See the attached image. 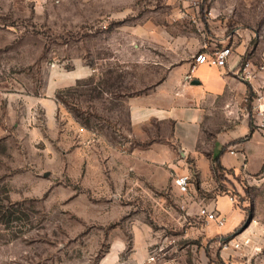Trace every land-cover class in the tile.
I'll use <instances>...</instances> for the list:
<instances>
[{"label": "rangeland", "instance_id": "374dc122", "mask_svg": "<svg viewBox=\"0 0 264 264\" xmlns=\"http://www.w3.org/2000/svg\"><path fill=\"white\" fill-rule=\"evenodd\" d=\"M223 47L250 78L231 73L242 89L210 104L200 151L232 130L224 151L241 153L252 129L249 174L214 173L211 193L182 195L138 153L169 126L150 121L137 139L130 102L180 64L190 80L197 54ZM263 157L264 0H0V264H124L136 235L179 264L262 255L224 245L264 228ZM203 207L233 211L218 228H236L210 236Z\"/></svg>", "mask_w": 264, "mask_h": 264}, {"label": "crops", "instance_id": "0c3cea01", "mask_svg": "<svg viewBox=\"0 0 264 264\" xmlns=\"http://www.w3.org/2000/svg\"><path fill=\"white\" fill-rule=\"evenodd\" d=\"M239 57V60L238 58ZM241 64V58L237 54H232L228 60L226 67L221 68L215 64H204L196 67L190 80H186V75L191 70V63H183L172 68L165 81L153 91L152 94L142 97H135L130 102L131 121L137 139L143 140L149 137L145 126L150 121H157L165 126H169V131H160L155 138H159L161 142H155L153 145L145 148L144 151H139L145 156V160L153 167L162 165V173L158 183L168 182L171 177L189 175L191 177V188L196 196L199 191L211 193L215 188L213 158L217 155L215 148L224 149L227 143L236 140L238 137L234 135L235 131L228 133H213V152L205 154L200 151L203 135L206 134L204 124L208 120L209 112H211L210 104L215 103L220 98L234 96L235 88L241 90L235 82L231 73H234ZM226 97V98H227ZM244 135H248L246 129L243 130ZM221 134V135H219ZM257 133H252L251 137L246 142L239 144L241 153L232 155L230 152L220 153V162L226 170H235L237 172H245L247 174L248 158L247 145L254 140ZM218 143V144H217ZM172 144V145H171ZM176 145L179 149L178 153L174 151L173 146ZM160 150V153H156ZM264 160V157H263ZM263 162L261 163L260 170ZM259 170V171H260ZM259 171L252 173L257 174ZM218 196L216 204L219 198ZM228 197V196H227ZM229 198V197H228ZM230 199V198H229ZM230 214L223 215L229 219ZM241 216L238 224H242L245 220V215L240 211ZM253 221L252 225L245 233L240 236L241 240L249 239L251 244L264 245V228L256 226ZM212 222L206 230L210 236H223L224 234L232 233L226 231L221 233V228H213ZM255 225V226H254ZM226 226V223L223 227ZM256 232V234H255ZM253 235V236H251ZM135 236V246L128 260L124 264H144L148 258L147 248L144 247V242ZM143 245V246H142ZM251 251V257L236 254L230 264H264V254L258 255L259 252ZM119 251L121 248L119 247ZM118 251V252H119ZM253 255H258L255 260ZM118 258L106 259L103 264H117Z\"/></svg>", "mask_w": 264, "mask_h": 264}, {"label": "built area", "instance_id": "2783aa9c", "mask_svg": "<svg viewBox=\"0 0 264 264\" xmlns=\"http://www.w3.org/2000/svg\"><path fill=\"white\" fill-rule=\"evenodd\" d=\"M231 55H232V51L228 47L218 48L215 51H213L211 54L205 51L199 52L195 57L194 69L200 65H204L208 63L215 64L218 67L224 68L226 67ZM240 69L242 71L243 77L245 79H249L250 78L249 64L246 63L244 67L240 66ZM230 153L232 155H236L235 151H231ZM173 184L180 194L188 195L190 193V188H191V177L189 175L175 176L173 178ZM230 201L232 203L235 202L233 197L230 198ZM200 216L204 217L210 223L211 222L216 223L218 227H223L226 223L225 216H223L215 208L209 209V207H203L201 209ZM248 246H251V240L249 239L239 240V241L237 239H233L232 241H229V244L224 245L225 248L230 247L234 252H240L243 250V248ZM255 252H258L257 248H255ZM160 253L161 251L160 252H157V250L152 251V253L148 255L146 263L147 264H179L175 260L166 259ZM225 264H230V262L226 261Z\"/></svg>", "mask_w": 264, "mask_h": 264}, {"label": "trees", "instance_id": "16d2710c", "mask_svg": "<svg viewBox=\"0 0 264 264\" xmlns=\"http://www.w3.org/2000/svg\"><path fill=\"white\" fill-rule=\"evenodd\" d=\"M251 133H253V130L251 129ZM251 135L247 136V139L250 138ZM224 149L221 151V153H224ZM213 171L214 173L217 175L219 172L221 171H226L225 168H223L221 162H220V158H219V155L218 156H215L213 158ZM251 215L248 217V219L246 220L247 222H249L251 220Z\"/></svg>", "mask_w": 264, "mask_h": 264}]
</instances>
